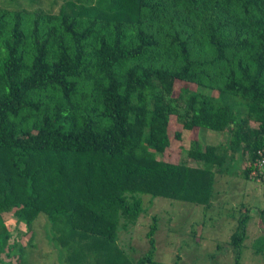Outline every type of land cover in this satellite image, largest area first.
<instances>
[{
	"label": "trees",
	"instance_id": "1",
	"mask_svg": "<svg viewBox=\"0 0 264 264\" xmlns=\"http://www.w3.org/2000/svg\"><path fill=\"white\" fill-rule=\"evenodd\" d=\"M172 116L185 131L228 134L227 147L193 140L187 159L200 167L159 159ZM227 152L264 186V0L0 8V255L22 264L54 244L55 264H157L156 218L136 260L119 228L136 225L144 195L210 208L215 175L234 171ZM40 215L50 235L37 240ZM258 216L264 224V207ZM249 219L229 239L235 264ZM253 247L264 255V236Z\"/></svg>",
	"mask_w": 264,
	"mask_h": 264
},
{
	"label": "rangeland",
	"instance_id": "2",
	"mask_svg": "<svg viewBox=\"0 0 264 264\" xmlns=\"http://www.w3.org/2000/svg\"><path fill=\"white\" fill-rule=\"evenodd\" d=\"M62 1L0 0V8L17 11L31 8L42 12H56ZM54 2L55 5H53ZM180 86L179 83L175 85L173 97L179 95ZM176 133H180V140L175 139ZM169 138L170 146L163 155L159 156V159L172 162L180 160L191 167H200V164L187 159L186 151L191 148L193 140H198L201 145L227 147L228 144V134L207 130L200 132L183 130L176 116L170 119ZM226 156L227 162L231 164L230 167L234 171L215 175L210 208L205 209L191 203L163 198L151 200L149 196H140L145 213L138 218L136 225H130L125 230L119 228V245L132 255L133 259H138L146 249L145 233L153 217L156 218L158 226L155 234L154 258L157 264H235V254L229 246V239L238 219L245 210H248L250 219L247 224V239L243 243L239 264H264V255L256 254L253 247L254 241L264 236V224L258 216L259 209L264 207V186L259 182L246 181L241 177V170L246 163L242 162L238 155L231 156V153L227 152ZM44 217V215L38 217V220H42L35 228L37 240L42 238V233L46 235V238L50 235L49 227L46 229ZM4 219L12 223L11 226L14 225L11 213L6 214ZM16 233L18 242L26 245L30 234L26 233L25 227L18 225ZM41 245L38 244L37 250L28 251L22 264L26 259V264H55V260L60 255L59 250H57L58 253L53 251L57 247L52 244L49 247L50 250ZM18 257V254L9 258L0 255V264H21Z\"/></svg>",
	"mask_w": 264,
	"mask_h": 264
},
{
	"label": "built area",
	"instance_id": "3",
	"mask_svg": "<svg viewBox=\"0 0 264 264\" xmlns=\"http://www.w3.org/2000/svg\"><path fill=\"white\" fill-rule=\"evenodd\" d=\"M262 167L264 168V160L261 161L260 164H258V169H260V168H262Z\"/></svg>",
	"mask_w": 264,
	"mask_h": 264
}]
</instances>
